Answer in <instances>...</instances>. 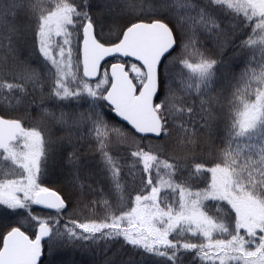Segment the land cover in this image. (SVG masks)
I'll return each mask as SVG.
<instances>
[{"label":"snow or ice","instance_id":"6c2138e0","mask_svg":"<svg viewBox=\"0 0 264 264\" xmlns=\"http://www.w3.org/2000/svg\"><path fill=\"white\" fill-rule=\"evenodd\" d=\"M199 15L202 28L193 32L171 14L168 0H57L47 7L0 0V27L10 33L12 52L30 46L32 57L6 59L0 71L19 72L21 86L27 90L26 79L39 84L41 95L37 119L0 110V156L20 168L18 178L0 181V264H81L75 255L94 251L98 239L116 250L103 264H264V70L237 71L257 53L264 64V0H206ZM53 34L63 37L59 59ZM73 53L77 72L68 78L65 61ZM181 73L200 101L198 109H179L191 126L182 139L174 115ZM48 123L68 134L53 139ZM110 125L135 144L132 156L143 162L144 175L138 185L133 178L127 201L101 210L90 187L78 183L82 153L92 143L79 133L81 126L99 132ZM221 132L229 145L223 152L216 145ZM240 141L246 151L232 149ZM170 151L173 162L163 166L177 178L186 171L181 153L198 154L203 187L157 184L153 168L158 176L160 155ZM101 153L112 167L103 145ZM56 157L68 176L53 191L44 185ZM96 176L94 183L107 184V171ZM165 184L172 200L161 195ZM206 201L219 205L217 215L204 210ZM86 208L94 211L81 219Z\"/></svg>","mask_w":264,"mask_h":264},{"label":"trees","instance_id":"16d2710c","mask_svg":"<svg viewBox=\"0 0 264 264\" xmlns=\"http://www.w3.org/2000/svg\"><path fill=\"white\" fill-rule=\"evenodd\" d=\"M35 3L40 4L44 7H47L48 4H55L57 2V0H34ZM63 2H65V0H63ZM66 2H72V0H66ZM132 2V1H129ZM140 3V2H137ZM206 3V0H168V6L171 10V14L180 19L181 21H186V22H193L195 21L198 25L199 28H202V25L200 23L201 21V17L199 15V12L203 9V4ZM174 13V14H173ZM197 30V29H196ZM9 31L5 28L0 27V58L1 57H5L7 55H10L11 53H9L7 51V49L4 47L7 45L6 40L9 39ZM4 52V53H2ZM23 50L22 51H17L16 53H18L19 56L22 57L23 55ZM15 54V53H14ZM14 54H11V57H14ZM6 59V57H5ZM244 67H251V70L258 72V70L261 68H264V64L259 62V54L257 53V59L255 62L248 64V63H244ZM13 84V88H16L17 85L14 83H18L20 85H18V87H21V83L20 82H16V81H12L9 77L4 76L1 77L0 76V104L1 106H3V103L6 104V99H8L6 97V94L8 92V84ZM36 86V85H35ZM30 87V85H29ZM29 87H27V90H29ZM12 89H9L10 91H12ZM36 94L31 96L30 101H33V105L35 106L36 104V100L41 99L38 98L40 97V89H36ZM39 94V95H38ZM46 95V93H45ZM179 101H184L185 103H178L177 106H175L176 108V112L174 113V115L176 116V120L175 122L178 123L179 125V134L182 136L185 135L184 129L187 128L189 130V132L191 131V126L187 123V115H183L181 116L179 109L184 106L187 107V105H192L194 104L196 106V108L198 109L199 106L197 105V99H196V91L195 92H191L188 93L184 90L181 91V96H180V100ZM7 106H10L8 104H6ZM195 119H198V117H196ZM195 119L193 122H195ZM183 125V127H182ZM91 131H94L95 133L97 132L96 130L92 129ZM98 134L92 139L91 136L89 138L88 135H85L84 132L82 134H80L81 137H87L88 139L91 140V144H86L84 151L82 153L83 158L86 157V155H89L90 158H104L103 153H101V146L103 145L104 150L107 151L108 156L112 157V161L114 163H116L115 167L110 168L111 171H118L123 172L126 176L124 178H119L118 176L114 177V185H113V189L109 186V189L111 190V198L113 199L114 203L118 200L123 199L124 201L128 200V196H127V192L133 187V178H135V183L138 185L139 184V177L142 176V169L138 166L141 165L140 160H138L136 157L132 156V152L135 151V149L130 146L129 144H126L123 138V132H121L120 135H117V133L115 132V130L112 128V126L110 125L108 130L106 131L104 128H99V132H97ZM223 133L221 132L218 137L216 138V141H218L219 136H222ZM99 138V139H98ZM118 141L120 140L122 143H120V145H115L116 142L114 141ZM126 141L130 140V139H125ZM124 141V142H123ZM83 142V141H82ZM203 143V141H202ZM94 145L95 150L92 151V147ZM123 151L129 152V154H125L122 155L121 153ZM171 152V151H170ZM170 152L167 153V155L165 154H161L160 155V161L161 163L159 164L158 168L163 169L162 171L166 172L165 173V182H172V183H180L181 180H186L187 183L191 186V188H195L197 189L199 187V184L203 182L204 177L201 176L202 174L200 172H197L195 170V166L197 163H202V160L200 158H198V155L196 156L194 154V156H189L186 157V171L184 173V176L181 178H177L176 176H171L169 174V170L166 169L163 166V162L165 160H167L169 163H172L173 160L169 159L170 156ZM187 153V152H185ZM124 154V153H123ZM1 158V156H0ZM129 159V160H128ZM106 161V160H105ZM122 161H129L128 163L134 162L136 164V168L135 170L132 168V166L129 165H125V167H122V169L124 171L121 170V163ZM5 162V161H4ZM0 165L4 166L3 163L0 160ZM118 163V164H117ZM1 166V167H2ZM123 166V165H121ZM50 171L53 172V168H56L54 171V175H59L61 174V172L64 174L67 172L66 169L63 168L62 164L56 167H49ZM156 167L153 168L152 171V176L155 177V171H156ZM3 170H5V172H3ZM8 170L6 167L2 168L0 170V181L4 180L5 178H18L17 175H15L16 173H14V175H12V173L7 174ZM10 171V170H9ZM14 172L15 169L13 170ZM84 173L87 172H82L81 175H84ZM160 176V173H159ZM201 177V179H199ZM106 185V184H105ZM92 190H90L88 192V196L91 200H93L95 198V194H96V190L91 188ZM109 191V190H108ZM109 193V192H108ZM116 193H120L119 195H117ZM169 199L172 198V196L174 195L173 193H171V191H167ZM135 192L132 193V198L134 199L135 196ZM165 194V193H164ZM114 195V197H113ZM95 201L97 200H93V202L95 203ZM2 207V206H0ZM87 210L85 211H81L80 217L81 219L84 218L85 213ZM103 215V213L101 214ZM171 238V237H170ZM99 247H97L94 251L88 252V253H78L75 255V258L77 260H79L81 262V264H103V262L105 261L106 258H111L114 255V251L116 250H110L111 249V245L105 243L104 240L102 239H98L96 242ZM1 244V241H0ZM118 251L121 252V258L123 259H128V255L123 253V250L117 249ZM138 258V257H137Z\"/></svg>","mask_w":264,"mask_h":264},{"label":"rangeland","instance_id":"374dc122","mask_svg":"<svg viewBox=\"0 0 264 264\" xmlns=\"http://www.w3.org/2000/svg\"><path fill=\"white\" fill-rule=\"evenodd\" d=\"M65 2H66V0H65ZM136 2H142V0H136ZM129 3H131V2H129ZM173 14H174V13H173ZM187 26H188V28H189L190 30H192L193 32H195L196 29L199 28L198 25H197V23H196L195 21H193V22H187ZM59 40H61V43H54V42H57V41H59ZM51 42H52V43H51L52 45H53V43H54V46H56V45H58V44H59V45H63V37H62V36H61V37H57V36H55V34H53V37H52ZM5 44L7 45V47L5 46L4 49L6 48L7 51L13 55L14 53L12 52V48H11V46H10V44H11L10 39H7ZM55 44H56V45H55ZM53 50H54V52H55L57 58L59 59V48H58V47H57L56 49L53 48ZM23 51H24V52H23L22 57L19 56L20 54L18 55V53H15L14 56L17 57L20 61H24V60H26V59H30V58H32L31 55H30V46H29L28 48H26L25 50H23ZM2 53H4V52H2ZM11 54L5 56L6 59H9V60H10V59L12 58V57H11ZM5 57H1V58H0V64H2V62L6 60ZM65 62H66L67 65H68V67H67V69H66V71H67V73H68V78H71L72 75L74 74V70H72V69H74V64L76 63V60H75V53H73V58H72L70 61H65ZM12 67H15V65L13 64ZM245 69H247V71H248L249 73L253 72V70H251V67H249V68H248V67H244V64H242L241 67L237 69V71H238V73H239V72L244 71ZM262 70H264V68H261V70L259 69L258 72H256L257 75H259V73H260ZM254 72H255V71H254ZM185 73H186V70H185ZM0 76H1V77L7 76V77H9L12 81L20 82V83L22 84V82H21V80H20V73H19V72H13V71H7V72H5V71H0ZM26 80H27V79H26ZM24 82H25V81H24ZM27 82L30 83V81H28V80H27ZM190 83H191V80H190V78H189L188 75L183 74V73L177 75V77H176V88H175V93H176V97H175V99H176L177 103H175V106H177L178 103H180L179 100H180V96H181V91H182V90H184V92L186 91L187 94L189 93L188 85H189ZM14 84H16L17 87L14 88V89H12V91H10V90L8 89V92H7V94H6V97H7L8 99H6L5 101H6V104H8V105H10V106H7L5 103H3V106L0 105V110H7V111H9L13 116L24 117L25 120H28V119H34V116L36 115V111H33V109H36V110H37V108L34 107V105H33V101H30L29 98H31V96H33V95L36 94V92H37L36 89H38V87L35 86V87L33 88V84H31L30 87H29V90H25V88H23V86L18 87V85H20V84H18V83H14ZM241 87H242V86H241ZM38 90H39V89H38ZM191 92H195V89L193 88V89L191 90ZM38 95H39V94H38ZM201 99H202V98H201ZM196 102H197V105L199 106L200 101L197 100ZM0 104H2V103H0ZM175 124H176L175 134H176L178 137H180V138L182 139L184 135L182 134V136H181V135L179 134V133H180V132H179V128H178L179 125H178V123H176V122H175ZM220 137H221V136H219V138H220ZM124 141H125L126 144H129L130 146H132V147L136 150V146H135V144L132 143L131 140L126 141V140L124 139ZM124 141H123V142H124ZM202 141H203V140H202ZM114 142H116L115 145H116V144H117V145H120V143H122L120 140H118V141L115 140ZM145 143H147V142H145ZM245 143H246L245 141H240L238 144H237V143H232L231 147H232L233 150H235V149L239 146L240 149H241L242 151H246L247 149L245 148ZM216 145H217L218 149H219L221 152H223V150L229 146L227 141H224V142L222 143V142H221V139H219L218 141H216ZM16 150H17V151H23V150H24V149H23V143H22V142H21V144H20L19 146H17ZM123 153H124V154H123ZM121 154H122V155H125V154H129V152L123 151ZM181 155H182V156H186V157L194 156L193 153H185V152H182ZM195 155L197 156L198 154H195ZM170 156H173V153H172V152H170ZM0 160H1V162L3 163V165H4V166L0 165V170H1L2 168H5V167L8 169V170H6V171H7L6 175H7V174H10V173H12V175H14V173H17V172L20 171V168H19V164H18V163H15V164H14L10 159H5L4 156H1ZM128 160H129V159H128ZM4 161H5V162H4ZM60 162L62 163V161H59V163H60ZM104 162L107 163V161H104ZM128 162H129V161H122L121 165H123V167H125V165H129V164H130V163H128ZM54 163L57 164L58 161H55ZM140 163L143 164V162H142L141 160H140ZM241 163H243V157H242V159H241ZM0 164H1V163H0ZM1 166H2V167H1ZM14 169H15L16 172L13 171ZM9 170H10V171H9ZM162 170H163V169L159 168L160 176H159V175L157 176V169H156V171H155V173H154V174H155V177H153V178H154V180H156L157 184H159V183L162 182V181H163V182L166 181V179H165V173H166V172H164V171H162ZM3 172H5V170H3ZM142 172H143V169H142ZM142 175H144V173H142ZM61 176L63 177V173L61 174ZM61 176H60V177H61ZM201 176H202V175H201ZM145 178H146V177H145ZM199 179H201V177H200ZM114 183H115V182H114V177H108L106 186H109V185H110V187L113 189V185H114ZM199 187H203V182L199 184ZM191 189H192V191H196L198 188L195 189V188L193 187V188H191ZM167 191H170V190L167 189V185L165 184L164 187L162 188L161 195H163V194H164L165 192H167ZM116 194L119 195L120 193H119V194L116 193ZM175 195H178V194H175ZM113 197H114V195H113ZM173 198H174V195L172 196V199H173ZM205 204L207 205V207H206V209H204V210L207 211V213H208L210 216H215V215L218 214V208H219V205H217L216 202L206 201ZM88 264H90V263H88Z\"/></svg>","mask_w":264,"mask_h":264},{"label":"bare ground","instance_id":"6f19581e","mask_svg":"<svg viewBox=\"0 0 264 264\" xmlns=\"http://www.w3.org/2000/svg\"><path fill=\"white\" fill-rule=\"evenodd\" d=\"M129 1H132V0H129ZM81 44H82V41H81ZM72 70H74V73L77 72V69L75 67ZM23 83L26 84L27 87H29V85L32 84L31 81H30V83H28L27 80H25V82H23ZM36 86L38 87V89H40V85L39 84H36ZM23 88H25V87H23ZM38 98H41V96L38 97ZM40 103H41V99H38V100H36V103L35 104L38 105ZM36 105L34 107H36ZM47 110L48 109L46 108L45 111H47ZM39 113H40V109L37 108L36 115L34 116V119L39 118ZM59 115H60V113L57 112L56 113V116L59 117ZM48 128L50 130V134H51V136H52L53 139H59V138L64 137V136H66L68 134L66 130H64V129H62L60 127L59 124H51V123H48ZM91 130H92L91 127H89L87 129V131H86L83 128V126H81V128H80V134H82L84 132V134L85 135H88L89 138H90V136H91V138L92 137L94 138L98 133L97 132L95 133L94 131H91ZM72 134L73 135H76L75 132H73ZM83 159H84V162H85L83 172H87V173H84V175H82V178L78 181V183L83 188H89L90 187V189L93 188V189L96 190V194H95V198L94 199L95 200H99V208L101 210H103L104 209V205L106 203H114V201L109 196V193H108L109 192L108 191L109 190V187H107L105 184L94 183V180L97 179L96 174L101 169H103V170L107 171V177H116V176H118L119 178H124L126 175L123 172H120L119 173L118 171H111L110 168L115 167L116 166V163L113 162L112 167H109L108 164L104 162L105 160L102 157L95 159V158H90L89 155H86V157L83 158ZM55 161H58V163L57 164L54 163ZM59 161H61L59 157L53 158V159H51V160L48 161V166L49 167H52V168L53 167H56V166H59V165L62 164L61 162L59 163ZM129 166H132V168L134 170L136 168V164L134 162H131L129 164ZM120 167H121V170L124 171L122 169L123 166L120 165ZM138 167H140L141 169H143V164H141ZM53 169H54L53 170V173H54V171H55L56 168H53ZM61 174H62V172H61ZM61 174L54 175L51 183L48 184V185H44V186H49L51 190L57 191L58 190V186L60 184H63L64 183L65 178L68 176V172L64 173L63 174V177L61 176ZM93 200H92V202H93ZM170 200H172V198ZM93 204L95 205L94 202H93ZM85 210H87L86 213H85V215H90L94 211V208H86ZM102 213L103 212L101 211L98 214L101 215ZM1 245H2V241H1L0 247H1Z\"/></svg>","mask_w":264,"mask_h":264},{"label":"flooded vegetation","instance_id":"af4514ba","mask_svg":"<svg viewBox=\"0 0 264 264\" xmlns=\"http://www.w3.org/2000/svg\"><path fill=\"white\" fill-rule=\"evenodd\" d=\"M51 43H52V42H51ZM54 43H61V40H59V41H57V42H54ZM54 43H53V45H52V46H53V48H55V49H56V48H57V45L55 44L56 46H54Z\"/></svg>","mask_w":264,"mask_h":264},{"label":"water","instance_id":"95a60500","mask_svg":"<svg viewBox=\"0 0 264 264\" xmlns=\"http://www.w3.org/2000/svg\"><path fill=\"white\" fill-rule=\"evenodd\" d=\"M1 247H2V245H1Z\"/></svg>","mask_w":264,"mask_h":264}]
</instances>
